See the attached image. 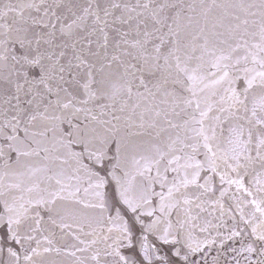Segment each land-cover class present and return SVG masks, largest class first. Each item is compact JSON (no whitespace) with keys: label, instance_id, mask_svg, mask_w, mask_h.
<instances>
[{"label":"snow or ice","instance_id":"obj_1","mask_svg":"<svg viewBox=\"0 0 264 264\" xmlns=\"http://www.w3.org/2000/svg\"><path fill=\"white\" fill-rule=\"evenodd\" d=\"M0 264H264V0H0Z\"/></svg>","mask_w":264,"mask_h":264}]
</instances>
